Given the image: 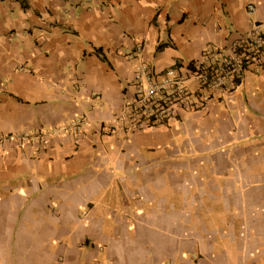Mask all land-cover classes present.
I'll use <instances>...</instances> for the list:
<instances>
[{
    "label": "crops",
    "instance_id": "crops-1",
    "mask_svg": "<svg viewBox=\"0 0 264 264\" xmlns=\"http://www.w3.org/2000/svg\"><path fill=\"white\" fill-rule=\"evenodd\" d=\"M258 34L264 0H0V264H264V65L188 80L162 126L115 122L138 68L185 76Z\"/></svg>",
    "mask_w": 264,
    "mask_h": 264
},
{
    "label": "built area",
    "instance_id": "built-area-1",
    "mask_svg": "<svg viewBox=\"0 0 264 264\" xmlns=\"http://www.w3.org/2000/svg\"><path fill=\"white\" fill-rule=\"evenodd\" d=\"M248 10L252 11L253 8L249 6ZM259 35L253 38L256 48L261 47L264 43ZM208 55H204L200 62L194 64L192 71L188 70L185 76H181L174 70H169L161 81L154 78L149 67L138 68L135 74V94L115 117V122L126 123L128 132L132 133L143 127H159L175 119L179 110L188 107L192 102V97L185 88L188 80H195L206 91H225L232 85L233 79L239 76L241 59L232 54L223 60L211 62ZM257 63L264 64V59ZM191 106L200 109L203 105L198 100ZM81 125H83L82 121L76 124V127ZM73 128L75 129V127ZM24 138L33 140L27 136ZM25 139L20 140L16 146L21 147L22 141ZM36 140L39 144H44L46 136L39 134L36 136Z\"/></svg>",
    "mask_w": 264,
    "mask_h": 264
},
{
    "label": "trees",
    "instance_id": "trees-1",
    "mask_svg": "<svg viewBox=\"0 0 264 264\" xmlns=\"http://www.w3.org/2000/svg\"><path fill=\"white\" fill-rule=\"evenodd\" d=\"M259 37H261L264 40V35H259ZM163 47L165 46L164 45L158 46L157 51L161 50ZM255 48L256 46H255V43L253 42V39L252 40L249 39L243 45H240L234 48L233 54L241 59L240 74L237 78L233 79L232 81L234 86H237L240 84L242 73L245 70H247L250 65H252L253 63H257L261 59H264V43L261 47H257L256 49ZM224 58H221V59L223 60ZM193 65H194L193 63H190L187 67L188 70L192 71ZM258 65L261 66L264 64L262 63Z\"/></svg>",
    "mask_w": 264,
    "mask_h": 264
},
{
    "label": "rangeland",
    "instance_id": "rangeland-1",
    "mask_svg": "<svg viewBox=\"0 0 264 264\" xmlns=\"http://www.w3.org/2000/svg\"><path fill=\"white\" fill-rule=\"evenodd\" d=\"M187 89L192 92V90L198 88V83L195 80H191L187 85Z\"/></svg>",
    "mask_w": 264,
    "mask_h": 264
}]
</instances>
